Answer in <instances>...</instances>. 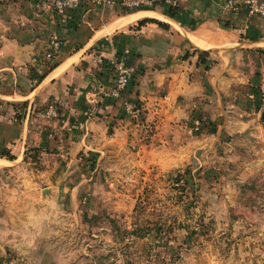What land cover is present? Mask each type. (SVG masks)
<instances>
[{
  "label": "crops",
  "instance_id": "0c3cea01",
  "mask_svg": "<svg viewBox=\"0 0 264 264\" xmlns=\"http://www.w3.org/2000/svg\"><path fill=\"white\" fill-rule=\"evenodd\" d=\"M123 1L100 6L84 0L63 20L36 1L0 0V153L14 156L0 155V169L30 172L22 179L28 189L6 187L12 201L0 222V264L7 252L20 254L21 264L64 261L55 218L67 213L60 200L77 198L74 178L86 180L79 179L88 169L82 161L92 160L87 174L103 166H141L147 175L209 151L228 170L221 175L222 196L263 200L240 212L264 216V19L245 10L229 14L224 0L160 1L136 10ZM144 18L165 26L139 24ZM52 36L60 41L54 58L34 63ZM121 54L134 75L114 99L109 60ZM125 101L139 104L156 123L137 150ZM50 102L59 117L47 120ZM31 148L40 149L41 168L24 160ZM248 224H231L229 236L242 227L259 230ZM251 234L227 239L232 251L222 261L264 264V239L261 244Z\"/></svg>",
  "mask_w": 264,
  "mask_h": 264
},
{
  "label": "rangeland",
  "instance_id": "374dc122",
  "mask_svg": "<svg viewBox=\"0 0 264 264\" xmlns=\"http://www.w3.org/2000/svg\"><path fill=\"white\" fill-rule=\"evenodd\" d=\"M129 117L137 134L133 142L137 150L154 135L156 123L143 108L138 118ZM196 155L199 160L193 163L162 172L151 170L147 175L141 166H103L87 174L92 171V160L79 162L88 168L79 178L86 180L74 178L77 198L69 203L60 200L67 213H57L55 218L62 235L54 239L64 241L56 247L65 255L61 264H230L222 261L232 251L227 239L257 233L261 243L264 216L240 211L244 205L259 208L263 200L252 203L243 196L223 197L221 175L228 170L209 151ZM27 161L30 167L41 168L39 161L31 157ZM25 169H0V222L12 201L6 187L28 189L22 182L30 173ZM236 223H254L259 230L242 227L229 236L228 226ZM18 256L7 252L2 264H21Z\"/></svg>",
  "mask_w": 264,
  "mask_h": 264
},
{
  "label": "built area",
  "instance_id": "2783aa9c",
  "mask_svg": "<svg viewBox=\"0 0 264 264\" xmlns=\"http://www.w3.org/2000/svg\"><path fill=\"white\" fill-rule=\"evenodd\" d=\"M39 2L43 10L57 12L61 19L68 18L70 10L78 8L84 0H31ZM115 0H91L94 5L111 6ZM171 2V0H124L122 3L129 9L151 8L157 2ZM224 8L229 14L237 15L241 10H245L250 16H258L264 19V0H224ZM48 49L41 57H34L32 61L40 66L46 65L52 60L60 48V41L56 36H52L48 42ZM99 62L102 58H97ZM109 63L114 71L113 85L109 91V96L117 99L132 79L134 68L126 63L124 54L112 57ZM124 108L129 116L138 118L140 108L139 104L128 101L124 102ZM43 116L47 120L59 117L57 105L54 102L47 104L43 111Z\"/></svg>",
  "mask_w": 264,
  "mask_h": 264
},
{
  "label": "trees",
  "instance_id": "16d2710c",
  "mask_svg": "<svg viewBox=\"0 0 264 264\" xmlns=\"http://www.w3.org/2000/svg\"><path fill=\"white\" fill-rule=\"evenodd\" d=\"M147 21H149V22H155V23H157L160 26H165V24L163 22H160V21H158L156 19H153V18H144V19H142V20L139 21V24H143V23H145ZM203 54L206 55L207 52H204ZM0 155L5 156L8 159H13L14 158V156H12L11 154H9L8 152H5V151L2 152V153H0ZM39 155H41V151H40L39 148H31V149H28L25 152L24 160L27 161V159L29 157H31L32 159L35 160L34 162L37 163L39 161V158H40Z\"/></svg>",
  "mask_w": 264,
  "mask_h": 264
},
{
  "label": "water",
  "instance_id": "95a60500",
  "mask_svg": "<svg viewBox=\"0 0 264 264\" xmlns=\"http://www.w3.org/2000/svg\"><path fill=\"white\" fill-rule=\"evenodd\" d=\"M258 80H259L258 75H255V76L252 78V82H253V83H257Z\"/></svg>",
  "mask_w": 264,
  "mask_h": 264
}]
</instances>
